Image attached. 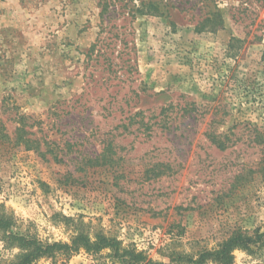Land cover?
<instances>
[{
  "label": "rangeland",
  "instance_id": "rangeland-1",
  "mask_svg": "<svg viewBox=\"0 0 264 264\" xmlns=\"http://www.w3.org/2000/svg\"><path fill=\"white\" fill-rule=\"evenodd\" d=\"M100 14L99 0H0V121L12 138L19 115L45 122L64 158L0 144L13 221L0 264L27 252L11 235H104L152 264H196L238 229L264 234V0H116ZM107 140L111 158L91 166ZM233 255L264 264V244ZM33 264L122 263L105 249Z\"/></svg>",
  "mask_w": 264,
  "mask_h": 264
},
{
  "label": "trees",
  "instance_id": "trees-1",
  "mask_svg": "<svg viewBox=\"0 0 264 264\" xmlns=\"http://www.w3.org/2000/svg\"><path fill=\"white\" fill-rule=\"evenodd\" d=\"M115 1L116 0H99V7L101 8L100 17L102 18L103 23L105 22L107 14L111 13V7ZM137 13L141 15H162L159 7L154 3H142L141 7L137 8ZM131 15L134 16L133 11L131 12ZM211 16L213 18L210 17V19H207L204 22L211 23L212 30L222 28L223 19L221 15L214 12ZM198 24L199 25L197 26L199 27V30L202 26H205V23ZM165 111L166 110L163 109L162 112ZM53 114L56 117L61 116L58 112H53ZM17 123L18 126L15 130V137L12 138L7 132L5 125L0 121V144L9 143L19 150L37 152L44 160H47L48 155H51L55 161L59 163L64 162V158L59 157L57 153L60 142L53 140L47 135V132L44 129L45 122L37 120L32 116L19 115ZM143 124H145L144 121ZM38 125H40L39 130L33 131L32 129ZM39 134H41V136H39ZM207 136L212 143H215L218 146L219 149L225 150L227 148V143L215 133H209ZM76 144L77 142L66 141L64 148L68 152H71ZM112 144L113 143L109 140L104 141L103 151L94 159L90 158L88 160L90 165L99 166L103 164V160L110 159L112 154L107 155L106 152H108V150L113 151ZM12 226L13 221L10 217L0 216V231H8ZM10 237H12L13 240L21 241L23 246L27 249V252L19 258V261L16 264H33L41 258L52 257L56 253H66L70 255L85 250L91 254H99L105 249L111 250L113 256L122 264H152L147 261V258L143 253H137L134 250L124 248L116 239L104 235H98L94 239H91L86 234L79 233L72 239L70 244H44L33 238L18 237L17 235H11ZM263 239L264 234L259 233V231L254 235H249L247 232L238 229L220 249L202 253L196 261V264H207L210 261L215 262L216 264H234V251L243 250L248 253H254V247L264 244Z\"/></svg>",
  "mask_w": 264,
  "mask_h": 264
}]
</instances>
